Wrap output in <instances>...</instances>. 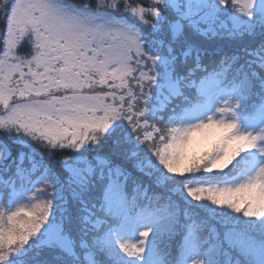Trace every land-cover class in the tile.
I'll use <instances>...</instances> for the list:
<instances>
[{
  "label": "snow or ice",
  "instance_id": "1",
  "mask_svg": "<svg viewBox=\"0 0 264 264\" xmlns=\"http://www.w3.org/2000/svg\"><path fill=\"white\" fill-rule=\"evenodd\" d=\"M163 2L95 0L94 6H74L67 0H0V161L6 155L4 136L13 133L49 149L91 153L59 183L68 188L87 184L95 209L93 239L138 234L136 240H115L121 253L138 260L152 232L142 227L150 223L151 213L129 196L131 173L124 165L145 171L150 162L174 177L223 172L264 141V133L241 131L236 105L227 101L215 109L217 115L194 123L148 124L146 109L139 105L146 99L145 85L155 81L149 61L157 58L144 51L138 24L153 25ZM219 3L253 15L254 0ZM26 43L30 47L21 52ZM144 127L153 131L141 136ZM161 132L154 140V133ZM146 151L150 155L144 156ZM113 157L123 163H114ZM2 175L15 171L5 166ZM184 189L194 201L264 221V165L236 183L185 184ZM40 195L45 199L34 194L29 200L35 202L0 206V264H14L30 241L58 244L65 238L69 216L61 207H66L63 193L45 181Z\"/></svg>",
  "mask_w": 264,
  "mask_h": 264
},
{
  "label": "trees",
  "instance_id": "2",
  "mask_svg": "<svg viewBox=\"0 0 264 264\" xmlns=\"http://www.w3.org/2000/svg\"><path fill=\"white\" fill-rule=\"evenodd\" d=\"M210 1V0H209ZM179 10L186 14L187 3L180 4L179 8L177 4H173ZM217 5V4H216ZM214 5L213 7H215ZM227 7L230 10H235L229 3ZM243 14H241L242 16ZM223 18V17H222ZM245 18L247 16L245 15ZM224 23L217 21L215 27L220 23H223V29H229L232 26V22L227 21L225 18ZM235 21L236 18H235ZM205 26V25H204ZM2 27V25H0ZM205 28V27H204ZM219 28H215V32ZM209 34L213 33L210 30H206ZM147 40L145 45L149 51V56H154L157 59L154 64H149L151 75L155 77V81L150 83L153 84L151 88L146 92L148 102V113L154 116V118H147L149 125H155L157 128L166 125L168 120L175 114H170V106L176 104L177 106L186 105L187 95L191 90H187L184 94L177 96L171 95L170 88L164 84L167 79H172L176 75H179L182 79V85L188 83L189 79L199 76L197 73L201 72L202 75L211 70L210 64L217 63L216 65L229 67L231 74H237L239 78L245 77L250 83L248 90V96L241 100L243 106L253 105V101L258 100L260 96L264 97V36L255 42H251L247 45L238 48H223L215 54H208L204 52H196L198 55L193 54L191 56L184 57V53H177L169 47L166 40L164 41L160 37L148 39V34L143 30ZM150 41V42H149ZM148 42V43H147ZM205 63V64H204ZM204 65V66H203ZM207 66V67H206ZM196 69V71H190ZM248 74V76L246 75ZM249 77V78H248ZM184 90L183 87L178 85L175 86V91ZM241 106V105H240ZM242 107V106H241ZM160 114H158V112ZM180 115V114H179ZM161 120L162 122H159ZM144 121H141L143 124ZM142 136L146 131H153L152 127H144L141 129ZM160 133H154V140H158ZM16 134L10 135V138L15 137ZM5 138L7 136L5 135ZM32 142V141H31ZM9 145V144H7ZM9 155H13L15 150L13 145L8 146ZM26 154L23 156L13 159L10 156L8 165L14 169L15 175H3V185L6 186V193L0 192L2 198H0V206L9 207L10 191L16 186L28 187L34 180L40 178L45 181L51 182L58 192H62V199L67 196L66 188H61L59 183V172L62 166L59 165V161L54 162L50 157H40L32 153L31 150L24 151ZM35 153V152H33ZM64 156L63 151H57V156ZM150 155V154H149ZM246 153H241L240 157H237V164L235 167L224 170L223 172H212L206 173L199 171L192 174H187L184 177L164 176L160 173L162 168L158 165L147 164L145 171H138L132 168L131 164H126L125 169L131 174L127 179V189L129 196H134L136 202L142 200V205H149L161 207L163 209L168 206L166 210L173 211V218L167 225L169 228L166 232L162 233L161 236H154V245L163 258H165V264L169 263V252L173 250L174 257L180 251V243L182 235L185 232V228L189 225H193L198 232L199 239L206 241L210 245L215 247V250L208 254L207 252L201 253L203 263L201 264H253L254 258L251 259L250 252H245L238 246V240L236 237L230 238L226 241L227 234L232 232H242L248 234L252 239L258 240L264 239V226L259 225L247 218L241 217L240 214L233 213L229 209H221L212 205L208 201H194L187 196L184 189V185L189 186H201V183L208 179H224L230 172H232L237 165L243 161L246 157ZM114 163L122 164L120 159L113 157ZM67 169L69 166L64 165ZM150 169V170H148ZM199 182V183H198ZM42 188V187H41ZM38 193L40 194V189ZM142 194V195H141ZM7 196V198H6ZM44 197V196H43ZM79 200V199H78ZM72 201L70 196L67 197L66 208L71 212L69 222L66 223V234L72 238L73 245L69 246L68 249L65 246H59L62 251L60 259L54 261L50 259V264H97L101 256L107 255L108 250L103 247V240H94L93 237L96 235V229L91 221L95 220V216L92 213L95 209L92 207L91 193L86 188L81 196L80 201ZM58 203V201H57ZM215 214L218 216L216 217ZM219 216L224 218L220 220ZM88 217V219H85ZM245 234V235H246ZM247 236V235H246ZM258 238V239H257ZM220 240H222L220 242ZM106 245V243H105ZM53 247V246H51ZM68 247V246H67ZM160 250V251H159ZM87 251L93 255L86 256ZM111 253V252H109ZM36 260L37 255L34 257ZM112 259L113 257H109ZM89 262H88V260ZM104 261L103 259H101ZM122 264H133L131 262H123ZM121 264V263H119Z\"/></svg>",
  "mask_w": 264,
  "mask_h": 264
},
{
  "label": "rangeland",
  "instance_id": "3",
  "mask_svg": "<svg viewBox=\"0 0 264 264\" xmlns=\"http://www.w3.org/2000/svg\"><path fill=\"white\" fill-rule=\"evenodd\" d=\"M67 2L73 4L74 6L76 5L73 2H79L81 6H93L95 4V0H67ZM130 2H132V0H130ZM184 2L187 3L186 14H182L181 11L177 12L176 10L179 9L174 7L173 4L176 3L177 7L179 8L180 4ZM214 5L216 6L213 7ZM227 5H220L219 0H164V2L159 5L160 16L154 20L153 25L140 26L148 34V39L150 41L151 38L160 37L164 41L166 40L169 47L174 49V51H176L178 54L184 53V57L191 56L193 54L198 55L196 52H204L213 55L219 51H222L223 48L236 49L251 42H255L264 36V0H258V6L252 9L253 15L251 17L247 16V18H245L244 14L241 16V13L237 12L236 10H230ZM222 17L227 21L232 22V26L229 27V29H223L224 19ZM235 18L237 21H235ZM217 21L223 23H220L217 27H215V23ZM215 28L219 29L215 32ZM206 30H210L213 33L209 34V32H207ZM145 42L146 41H142V47L148 54L149 51L145 47ZM29 47L30 45L26 43L24 52L27 51ZM149 64H154V61H149ZM145 71H147V69H145ZM150 74H152V72H150ZM152 85L153 84H150L149 87L145 85L144 92L146 93L149 88L152 87ZM131 87L134 92H140V88L137 87L134 82L131 83ZM230 87L231 89L221 88V86L218 85L217 78H209L208 80H205L201 83L200 88L204 92V94L209 96L210 105L206 108H200L196 110H193L194 108H192L191 111L188 112L186 117L180 120L171 121L170 125L166 124L164 125V127L171 125H186L194 123L200 119H206L208 115H217L215 109L221 106L225 101H227L230 106L236 105L237 96H242L243 92L242 89L237 88L236 86L234 88L232 86ZM231 90H237V92L233 93V91ZM139 107H144L146 109L144 114L146 118H154V116L147 111V97L146 99L141 100ZM157 112L158 114H160L159 111ZM234 118L237 119L241 131L264 133V111L262 112V116L252 123L240 121L236 116V113ZM159 122L162 121L159 120ZM142 132L143 131L141 130V136ZM165 132H161L160 135L165 134ZM6 136L7 138H5L4 136L3 145L5 147L6 155L5 159L0 161V168H5V166L8 165L10 156H13L14 159L16 158V156L21 157L23 156V154H26L24 151L27 152L31 150L32 153L30 154H35L40 157H50L54 162L59 161V165L62 166L63 164L62 169L59 172V180H61L63 177H66L69 174L70 170H76L77 168H79L81 166L82 160L88 159L92 155L91 153H85L84 148L77 151H73L71 149H49L46 146H43L40 143H37L36 141H33L30 138L19 134H16V136L13 138H10L9 135ZM7 144L13 145V148L15 150V153L13 155L8 154L9 145ZM108 147L109 145H105V151H107ZM262 148H264V141H260L256 148V168L264 165V152L261 151ZM59 150L63 151V154L65 155L57 156V151ZM149 154L150 153H147L146 151L143 155L147 156ZM64 157H67V159H63ZM141 158L143 159L144 157ZM120 162L122 161L120 160ZM148 164L152 165L150 162ZM236 164L237 159L233 161V164L231 165L232 168L235 167ZM64 165L69 166V168L67 169L66 167H64ZM124 166L126 167V165ZM228 168H230V166ZM255 169L248 175H251L255 171ZM160 173L162 174V177H170V175L164 172L163 169ZM245 176L247 175H244L243 177L234 180L231 183L239 182ZM3 179V175L0 176V192L3 191V193H6V186L3 185ZM43 183L44 181H42L41 179H36L34 185L28 188H25L24 186H16L15 189L12 188L9 196V207L12 205L14 207L15 202H19L21 204L35 202V200H29V197H32L34 194L38 196L39 199H45V197L41 196L37 192V189L39 187L41 188ZM61 188H66V190L68 191L67 196L63 198L66 199L67 203L68 196H70L72 201H77L78 199V201H80L82 193L86 188H88V185L73 183L71 188L63 187L62 185ZM0 198H2L1 195ZM61 207L65 213L70 215L71 212L68 208L63 205H61ZM148 212L151 213L150 223L147 225H142V227H151L152 232L150 233L148 241L146 242V251L142 260L126 257L119 251L118 247H116L115 244V240L117 238H127L132 240L139 239L138 234L124 233L123 235L117 237H107L103 240V247L106 248L109 252L113 253L119 260L131 262L133 264H154L153 254L156 249L154 245V236L159 237L162 235V233L168 230L166 226L171 222V217H169V215L167 214H157L151 210H148ZM215 216L218 217L216 214ZM219 219L224 220V218L220 216ZM248 220L264 226V221H258L255 219ZM66 227L67 225H65V233ZM228 238H230V236H227L224 239ZM241 244H243V242H241ZM71 245H73V240L67 234L65 235V238H63L58 244H44L39 241H30L29 245L25 246L26 251L22 252L18 257L13 258L14 264H50V259H54V261H57L63 254L61 249H59V246H65L66 248L72 249L73 251V248H69V246ZM247 250L253 251L256 256V260L253 264H264L263 249L248 245ZM35 254L37 255L38 260L34 258ZM182 257L183 264H193V261L197 259L192 232L189 234L188 240L186 242V252L182 255Z\"/></svg>",
  "mask_w": 264,
  "mask_h": 264
},
{
  "label": "water",
  "instance_id": "4",
  "mask_svg": "<svg viewBox=\"0 0 264 264\" xmlns=\"http://www.w3.org/2000/svg\"><path fill=\"white\" fill-rule=\"evenodd\" d=\"M257 5H258V0H254L253 8L256 7Z\"/></svg>",
  "mask_w": 264,
  "mask_h": 264
}]
</instances>
